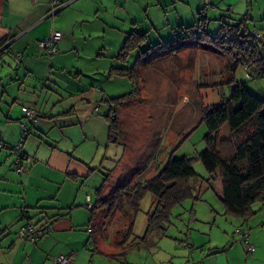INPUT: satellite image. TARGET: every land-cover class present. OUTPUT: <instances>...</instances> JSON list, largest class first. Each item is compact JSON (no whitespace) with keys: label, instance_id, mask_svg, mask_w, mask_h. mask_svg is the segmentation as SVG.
Returning <instances> with one entry per match:
<instances>
[{"label":"crops","instance_id":"crops-1","mask_svg":"<svg viewBox=\"0 0 264 264\" xmlns=\"http://www.w3.org/2000/svg\"><path fill=\"white\" fill-rule=\"evenodd\" d=\"M52 1L0 0V264H55L59 255L71 257L72 264H122L94 238L87 208L92 199L84 194L86 179L103 167L95 165L97 144L90 141L100 143L106 133L109 140L107 118L113 116L114 101L134 90L120 71L145 59L153 47L173 42L181 28L198 22L206 5L210 33L220 28L222 19H242L249 6L251 24L258 30L256 24L264 27V0H237L241 7L236 0H57L61 10L50 17ZM53 33L62 41L49 62L37 45ZM140 36L137 47L128 44L134 38L138 43ZM7 75L14 87L5 86ZM23 107L36 111L37 123L24 116ZM21 125L33 129L25 134ZM21 137L23 152L32 161L18 173L9 161ZM212 188L220 208L211 214H225L219 173ZM209 212L203 207L200 214L210 220ZM25 213L51 226L50 234L36 244L19 236ZM213 228L199 229L212 235ZM218 230L227 238L226 230ZM241 234V244L245 236L255 247L248 252L242 244L252 256L242 264L264 262L258 260L264 229ZM229 245V238L201 243L197 264H232L230 257L240 248Z\"/></svg>","mask_w":264,"mask_h":264},{"label":"rangeland","instance_id":"rangeland-1","mask_svg":"<svg viewBox=\"0 0 264 264\" xmlns=\"http://www.w3.org/2000/svg\"><path fill=\"white\" fill-rule=\"evenodd\" d=\"M236 6L241 7L242 4H237L236 0ZM185 9L190 11V5ZM142 15L145 16V10ZM256 26L260 31L264 29L263 26ZM191 43L183 44L182 50L173 54L162 52L146 57L143 60L146 65L137 81L136 97L118 104L116 111H113L112 120H117L120 125L117 140L114 143L109 142L106 133L102 142L90 141L97 144L95 165L100 168L103 163V167L94 171L85 181L84 194L91 197V205L96 203V194L109 172L112 173L108 187H105L104 198L110 192L114 193L122 180L130 178L137 169L149 170L143 179H151L170 159L193 158L195 173L200 182L204 183L209 174L197 156L207 149L205 139L209 132L200 121L202 113L224 99H229L234 88L246 80L247 90L264 100V78L250 72V79L243 67H237L234 82L228 85L234 63L224 51L206 40ZM138 54L139 51H136L131 58ZM6 85H15L8 79V75L5 79ZM23 139L25 138L21 137L14 147L23 142ZM14 147L9 162H15L16 165L17 154ZM95 165L92 167H96ZM218 200L212 188L205 192L203 200L190 199L175 207L167 236L162 239L154 237L149 248L132 250L127 257L128 264H197L200 261L198 252L201 250L198 248L201 243L209 242L210 239L217 243L228 238L229 246L232 244L233 247L240 248L233 252L239 257L237 261L240 264L245 259L250 261L252 256L242 247L241 238L239 240L236 233L238 230L251 233L259 228L263 231L264 206L256 204L253 208L256 214L244 221L226 214H211V209L219 211ZM152 202V196L146 194L141 202V211L134 221L135 237H143L146 233L147 214L152 209ZM203 207L210 211L212 219L201 216ZM121 221L118 213L114 218H110L105 210L97 213L95 236L104 250L115 253L120 251L116 242L122 241L128 227V223ZM201 227H214L212 235L201 234ZM219 228L226 230L227 238L219 234ZM262 241L264 243V239ZM233 254L230 259L232 264H236ZM258 260H264V250Z\"/></svg>","mask_w":264,"mask_h":264},{"label":"trees","instance_id":"trees-1","mask_svg":"<svg viewBox=\"0 0 264 264\" xmlns=\"http://www.w3.org/2000/svg\"><path fill=\"white\" fill-rule=\"evenodd\" d=\"M209 8L210 5H206L200 10L198 22L191 27L181 28L173 42L161 43L145 54H173L182 50L183 44L206 40L224 51L234 63L228 85L234 82L237 67H243L250 79V72L264 78V32L251 26L252 7H248L247 14L240 20L222 19L221 26L215 33L208 32L207 28L206 11ZM141 38L143 37L140 36L138 43L134 38L129 40L128 44L137 47ZM143 60L138 59L134 66L122 72L119 70L122 76L134 84L135 89L131 94L116 99L113 111H116L118 104L136 97L137 81L146 65ZM247 81L236 86L229 99H224L202 113L200 121L206 125L209 132L205 139L207 149L197 156L209 174L204 183L200 182L195 173L193 158L170 159L162 170L157 167V175L146 180L143 177L149 170L137 169L130 178H124L116 191L110 192L107 198H104V192L112 172L105 176V182L96 194V203L89 209L92 213L90 228L94 231L95 238L97 213L104 210L110 218H114L118 213L121 222L128 223L126 235L122 241L116 242L120 251L113 254V259L128 264L127 257L132 250L149 248L156 236L160 239L166 237L168 228L172 225L174 208L186 200H203L205 192L212 189V184L217 181V173L222 179L223 196L220 202L226 215L247 221L256 214L253 210L256 204L264 206V100L247 90ZM112 118L107 120L110 123L109 141L114 143L120 125ZM146 194L153 198L152 209L147 214V230L143 237H135L134 221L141 211V202ZM28 216L38 229L49 227L50 231L46 236L50 234L51 226L48 223L44 224L41 220L36 221L32 216ZM22 218L24 226L27 221L26 217Z\"/></svg>","mask_w":264,"mask_h":264},{"label":"built area","instance_id":"built-area-1","mask_svg":"<svg viewBox=\"0 0 264 264\" xmlns=\"http://www.w3.org/2000/svg\"><path fill=\"white\" fill-rule=\"evenodd\" d=\"M52 11L50 13V17L54 16L59 10H61V5L57 0H53L52 3ZM257 36H260V34L256 33ZM62 41V36L60 34H51L47 39L39 41L38 42V49L41 55V58L51 62L52 57L57 53V45ZM18 59H21V54L17 55ZM249 76V75H247ZM22 112L24 116L31 118L34 123H37L38 117L35 110H32L28 107H23ZM21 128L25 134H28L32 131L33 127H29L27 125H21ZM24 142V139H23ZM23 142H20L18 145L14 147V151L17 154L16 159V166H17V172H22V165L26 164L29 165L31 163V159L25 156L23 152ZM4 147V143L2 140V136L0 133V149ZM88 209H92V205H87ZM23 217H26V224L21 227L19 235L22 239H25L28 242H31L32 244H36L40 239H44L46 235L49 233L50 229L49 227H45L42 229H38L35 224H33L27 214L23 215ZM238 236L241 235V231L238 230L236 233ZM243 243L245 244L246 250L248 252H251L254 250V246L248 242V238L244 237ZM55 264H72V258L67 257L64 255H59L54 258Z\"/></svg>","mask_w":264,"mask_h":264},{"label":"bare ground","instance_id":"bare-ground-1","mask_svg":"<svg viewBox=\"0 0 264 264\" xmlns=\"http://www.w3.org/2000/svg\"><path fill=\"white\" fill-rule=\"evenodd\" d=\"M20 236V235H19ZM39 242V241H38Z\"/></svg>","mask_w":264,"mask_h":264}]
</instances>
